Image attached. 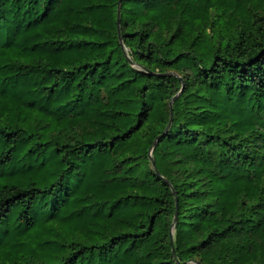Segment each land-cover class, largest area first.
<instances>
[{"label": "trees", "instance_id": "obj_1", "mask_svg": "<svg viewBox=\"0 0 264 264\" xmlns=\"http://www.w3.org/2000/svg\"><path fill=\"white\" fill-rule=\"evenodd\" d=\"M118 10L0 0V264H264V0Z\"/></svg>", "mask_w": 264, "mask_h": 264}, {"label": "water", "instance_id": "obj_2", "mask_svg": "<svg viewBox=\"0 0 264 264\" xmlns=\"http://www.w3.org/2000/svg\"><path fill=\"white\" fill-rule=\"evenodd\" d=\"M120 3H121V0H119V10H118V23L120 24V15H121V10H120ZM178 94H176L172 100H171V106L173 104V100L174 98L177 96ZM177 220V212H176V215H175V221ZM174 250V249H173Z\"/></svg>", "mask_w": 264, "mask_h": 264}]
</instances>
